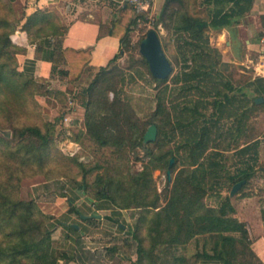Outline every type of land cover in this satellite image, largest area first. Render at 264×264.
Masks as SVG:
<instances>
[{
	"label": "rangeland",
	"instance_id": "1",
	"mask_svg": "<svg viewBox=\"0 0 264 264\" xmlns=\"http://www.w3.org/2000/svg\"><path fill=\"white\" fill-rule=\"evenodd\" d=\"M104 7L102 3V11ZM120 7H116L118 15ZM129 7L131 33L122 53L108 67H87L79 76L62 67L50 78L32 75L34 103L20 123L49 130L50 141L44 167H35L20 181V197L35 200L44 213L53 216V246L75 256L77 264H132L141 248L147 264H178L175 258H184V264L204 263V253L213 254V236L198 235L177 243L186 237L185 229L178 219L169 217L174 212L168 213L167 208L178 184L191 195L197 194L190 184L193 171L205 189H200L204 205L219 209L228 197L244 209L258 210V204L264 208V174L259 170L264 166V100L253 102L264 80L254 66L242 64V59L235 61L231 52L227 54L232 60L224 59L212 28L206 31L209 45L199 50L187 45V34L179 38L168 29L181 12L209 19L205 0L176 1L167 10L165 2L156 6L155 0L141 12ZM173 11L177 12L174 16ZM0 15L13 29L11 52L20 68L32 39L24 30L29 16L25 0H0ZM53 27L47 26L42 34L50 35ZM151 29L157 31L173 65L165 82L154 79L140 52L141 41ZM23 35H28L27 41ZM194 53L209 55L199 58L197 65L211 58L214 66L206 79L187 87L177 77L195 64ZM160 96L163 106L158 109ZM93 113L115 141L113 145H101L90 133L87 119ZM153 124L159 126L157 140L141 144L139 137ZM3 136L15 144L20 140L11 125L0 127ZM122 138L124 146L119 143ZM42 144V139L29 134L22 142L28 148ZM172 157L176 162L169 181ZM246 173L251 177L231 196L234 178ZM87 175L89 184L83 188ZM111 180L113 197H104L102 187ZM238 249L236 264L259 263L244 245Z\"/></svg>",
	"mask_w": 264,
	"mask_h": 264
},
{
	"label": "trees",
	"instance_id": "2",
	"mask_svg": "<svg viewBox=\"0 0 264 264\" xmlns=\"http://www.w3.org/2000/svg\"><path fill=\"white\" fill-rule=\"evenodd\" d=\"M176 1L181 0H166L165 9L171 8L173 2ZM205 2L210 7L209 19L189 12H181L180 15H177L173 25L170 24L168 28L176 32L179 38L184 39V35L187 34L186 38H190L187 45L193 50H199L203 45H209V39L206 35L209 28L221 29L238 23L240 18L251 10L254 0H205ZM120 11L121 16L114 20L111 32L114 36H121L124 45L133 25V15L128 1H124ZM176 13L173 11L172 16ZM47 26H54L50 35L42 34ZM24 30L32 38L31 44L37 43L39 39L44 37L63 35L66 32L54 13L39 9L27 17ZM12 31L10 22L5 16L0 15V127L11 125L16 137L18 136L20 139L15 144L8 137H0V264H60L62 260L66 262L79 261L67 251H59L53 246L54 224L51 222L53 216L44 213L35 200H24L20 197L22 178L28 173L34 172L35 167H44L47 162V148L50 138L49 130L44 131L38 125L20 123L22 114L29 112L32 107L31 104L34 103L35 92L33 79H31L33 76L20 70L11 52V49L15 47L10 37ZM40 33L42 35H39ZM39 46L38 49H40ZM215 51L220 54L217 49ZM53 55L56 62L63 59L70 65L69 74L73 76H79L91 59V53L88 50L59 48L53 51ZM207 57L209 55L203 56L200 53H194L191 60L195 64L182 71L178 75L177 81L191 87L197 80L201 82L206 79V76L211 73L209 70L214 66L213 62L210 61L211 58H208V62L203 61L199 65L197 63L199 58L205 59ZM261 78L264 80V77ZM154 79L157 82H165L169 78L158 79L154 77ZM257 91L259 95L254 98V104H258L256 99L264 95V88L257 87ZM162 106L163 96H160L158 109H161ZM87 125L90 133H93L101 145H113L115 143L110 139L105 128L102 127V123L98 122L94 113L88 115ZM28 134L42 139L41 148L23 147L22 142ZM144 137L145 135L139 137V141L143 145L149 143L145 142ZM190 139L188 140L191 141ZM120 140V145L124 146L125 140L123 138ZM196 140L197 136L194 137L193 141ZM248 146L245 150H249L250 147ZM259 170L264 174L262 167ZM250 177V173H246L243 177L234 178V184L243 179L248 181ZM196 178V171H193L190 184L197 194L191 195L190 191L184 190L178 184L174 188L173 199H170V208H167L168 213L171 211L174 213L169 214V217L178 219V223L181 224L182 229H185L186 234L185 238L180 240L175 238L174 240H177V243H185L198 235H211L214 239V251L211 255L204 253L207 257L215 256L223 259L225 264H236L235 258L239 254L238 246L244 245L245 251L248 250L258 260L259 263L257 264H264L252 247L247 223L234 216L236 209L230 199L226 197L219 209L204 205L201 202L203 196L200 189L204 192L205 189ZM87 184H89L88 175L84 177L83 188ZM102 195L108 198L113 197L112 180L108 184H104ZM262 215L264 218V208H262ZM71 228L76 229L73 225ZM144 252L145 250L141 248L139 257L132 264H147L146 259H144Z\"/></svg>",
	"mask_w": 264,
	"mask_h": 264
},
{
	"label": "crops",
	"instance_id": "3",
	"mask_svg": "<svg viewBox=\"0 0 264 264\" xmlns=\"http://www.w3.org/2000/svg\"><path fill=\"white\" fill-rule=\"evenodd\" d=\"M159 2L164 4L166 0H155L156 6ZM102 3L105 4L104 11ZM25 4L28 15L38 9L54 13L66 32L29 44L20 59V70L40 78H50L57 70L64 69L63 71L69 73L70 65L65 60H54L53 51L59 48L90 51L91 59L85 68L106 67L122 53V38L112 35L111 31L114 20L121 16L118 15L116 7L119 9L124 4L123 0H25ZM106 9H109V12ZM263 17L264 0H254L251 10L246 12L238 23L221 29L212 27L218 36L216 45L222 46L220 50L224 59L232 60L230 54H227L229 51L235 61L242 59V64L254 66L257 70L263 55ZM23 36H26L24 40L27 41L28 35ZM233 206L237 211L234 216L247 223L252 247L264 262V218L261 204H258V210L251 207L244 209L236 203ZM205 258L204 263L200 264H207V260L212 261L210 264H225L223 259L215 256ZM174 262L184 264L185 259L180 258ZM70 264L77 262L72 261Z\"/></svg>",
	"mask_w": 264,
	"mask_h": 264
},
{
	"label": "water",
	"instance_id": "4",
	"mask_svg": "<svg viewBox=\"0 0 264 264\" xmlns=\"http://www.w3.org/2000/svg\"><path fill=\"white\" fill-rule=\"evenodd\" d=\"M140 52L146 58L150 71L155 78L158 79H167L173 72V65L169 58L167 57L161 39L155 29H151L148 31L146 37L141 41L140 44ZM263 97H258L256 99L257 103L263 102ZM158 126L153 124L149 127L148 131L145 134L144 140L145 142H152L157 140L158 138ZM175 163V158L172 157L170 159L169 170H168V180L172 181V167ZM264 171V167H262ZM247 180L243 179L235 183L231 190V196H234L244 184H246ZM83 217H88L82 215ZM100 216V215H96ZM76 228L79 225H75Z\"/></svg>",
	"mask_w": 264,
	"mask_h": 264
},
{
	"label": "built area",
	"instance_id": "5",
	"mask_svg": "<svg viewBox=\"0 0 264 264\" xmlns=\"http://www.w3.org/2000/svg\"><path fill=\"white\" fill-rule=\"evenodd\" d=\"M128 3L138 12L147 10L152 0H126ZM263 43V55L261 56L260 65L257 68L258 75L264 77V37L262 38Z\"/></svg>",
	"mask_w": 264,
	"mask_h": 264
}]
</instances>
